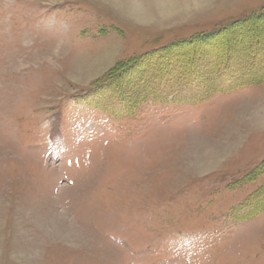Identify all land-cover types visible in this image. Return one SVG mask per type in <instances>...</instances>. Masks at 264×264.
Returning a JSON list of instances; mask_svg holds the SVG:
<instances>
[{
    "label": "rangeland",
    "instance_id": "1",
    "mask_svg": "<svg viewBox=\"0 0 264 264\" xmlns=\"http://www.w3.org/2000/svg\"><path fill=\"white\" fill-rule=\"evenodd\" d=\"M126 1L0 0V264H264V0Z\"/></svg>",
    "mask_w": 264,
    "mask_h": 264
},
{
    "label": "trees",
    "instance_id": "2",
    "mask_svg": "<svg viewBox=\"0 0 264 264\" xmlns=\"http://www.w3.org/2000/svg\"><path fill=\"white\" fill-rule=\"evenodd\" d=\"M242 21H241V23H242V25H240L239 26V28H241V29H245V28H247V27H250V26H253L255 23H258V22H260V21H262V20H264V12L263 13H261V14H259V15H256V16H252V17H250V18H248V19H241ZM211 39V38H210ZM256 53H253V57H252V59H251V72L253 73L251 76H247V77H245L242 81L243 82H259L260 80H262V79H264V65H257V62H258V60H259V56L258 55H255ZM256 59V60H255ZM256 64V65H255ZM259 64H260V61H259ZM263 74V75H262ZM224 78H225V81L227 82V77H223V80H221L220 82H221V84L219 85V84H217V85H213L214 87H207L206 88V90H204V89H202V90H196V91H199L200 93H198L197 95H200V94H209L210 93V91L212 90V88H216V89H223L224 88ZM242 81H241V83L239 84V83H237V82H235V85L236 84H239V86L242 84ZM219 82V83H220ZM192 83V82H191ZM189 81H188V84H187V88L189 89V90H192V89H194L195 87H196V83H194V84H191ZM198 85H201V84H198ZM203 88H204V86H202ZM179 92H181V90H179V89H177V88H175V92L174 93H179ZM190 93H189V95H191V94H194L192 91H189Z\"/></svg>",
    "mask_w": 264,
    "mask_h": 264
},
{
    "label": "bare ground",
    "instance_id": "3",
    "mask_svg": "<svg viewBox=\"0 0 264 264\" xmlns=\"http://www.w3.org/2000/svg\"><path fill=\"white\" fill-rule=\"evenodd\" d=\"M158 2H159V4H160V7H159V9L160 10H162L163 8H165L164 10H166V9H168V8H166V2H164V1H160V0H158ZM161 2V3H160ZM163 2L164 3H166L165 5H163ZM124 4L122 5V7H124L126 10H128V12H131V13H133L134 15H136V13L137 14H140V12L138 11V9L137 8H140L139 7V4H137V2L136 1H134V0H127L126 1V3L125 2H123ZM162 4V5H161ZM184 56V55H183Z\"/></svg>",
    "mask_w": 264,
    "mask_h": 264
}]
</instances>
